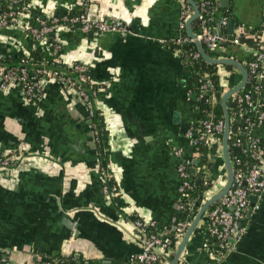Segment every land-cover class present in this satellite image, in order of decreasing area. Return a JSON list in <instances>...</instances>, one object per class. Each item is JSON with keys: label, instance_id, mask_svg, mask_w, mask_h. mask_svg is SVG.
Returning <instances> with one entry per match:
<instances>
[{"label": "crops", "instance_id": "crops-1", "mask_svg": "<svg viewBox=\"0 0 264 264\" xmlns=\"http://www.w3.org/2000/svg\"><path fill=\"white\" fill-rule=\"evenodd\" d=\"M184 2L37 0L39 16L87 10L98 19L123 22L129 32L84 34L60 28L50 36L61 45L66 62L86 67L97 90L99 123L108 132L103 158L97 137L94 142L98 124L90 125L86 105L73 90L53 80L34 102L18 87L4 90L0 83V158L10 161L0 166V255L9 264H51L62 248L72 264H139L143 237L136 221L154 223L165 233L179 214L177 149L192 162L196 181H215L212 193L224 187V159L212 160L215 170L207 175L194 165L196 154L186 137L198 111L192 106L189 64L176 46L186 33L180 30ZM228 11L234 31L227 24V34L233 37L242 29L244 35L262 24L264 0H215L216 23ZM35 46L24 32L0 28V53L17 57ZM215 53L243 65L250 56L234 46ZM241 81V73H233L224 93ZM254 134L264 139V125ZM108 182L116 189L114 199ZM243 223V234L222 264H264V193ZM206 227L204 216L179 264H207Z\"/></svg>", "mask_w": 264, "mask_h": 264}, {"label": "built area", "instance_id": "built-area-1", "mask_svg": "<svg viewBox=\"0 0 264 264\" xmlns=\"http://www.w3.org/2000/svg\"><path fill=\"white\" fill-rule=\"evenodd\" d=\"M36 2L37 0H0V28H16L24 32L36 45L30 54L43 47V52L41 51L42 53L40 54H45L51 58V61L41 65H31L26 60L30 57V54H20L19 56H22L23 59L18 64H11L7 63L3 53H0V63H2L0 65L1 87L4 90H8L13 84L14 79L19 77L24 96L27 100L33 101L38 96L42 97L44 86L48 80H57L64 86L67 85V89H71L76 93L77 97L88 107L89 115L93 118L97 111L93 107L97 90L88 80L86 67L80 63L66 62L60 54L61 45L56 41H50V36L55 34L60 28L77 30L84 34L91 32L99 34H127L129 28L120 21L109 22L104 19L94 18L87 10L42 17L36 12ZM4 4L7 9H4ZM198 6L200 15L197 19L199 27L195 33L196 39H191L181 34L177 44L181 45L185 43L193 46L197 40L203 45L208 54L216 59L222 56L215 57L212 53L230 46L242 47L250 54V58L244 63V66L248 70L249 76L251 75L254 78L253 82H250L251 84L247 91L243 89L230 98L228 108L232 113V120L235 118L233 110L235 105L238 108L237 115L239 117H247V124L231 127V143L238 147L242 146V143L236 137L238 134L246 133L248 141L242 152L253 156L257 162L253 164L242 162L236 155L229 153L234 169L233 185L227 195L205 214L207 227L202 248L208 259L207 264H222L225 255L230 253L234 248L230 241L235 238L237 243L245 230L244 226L241 227V224L246 218L247 210L250 206V197L252 195H259L260 197L264 193V154L260 143L262 138L254 134L259 127L264 125V46L250 45L242 41V29L233 37L224 33L222 29L229 23L226 16L218 21L213 28L210 27L208 25L210 3L204 1ZM192 14L193 8L189 4L184 3L180 23V30L182 32L185 30L186 21ZM261 25L264 26V17ZM200 57L199 52L193 54L194 59ZM30 66H36V68L31 69L29 68ZM45 67H53L55 69L51 70ZM61 68L67 70L69 75L61 73L59 71ZM30 70H34L33 74L30 73ZM237 72H239L237 69L232 71L229 77H232V74ZM248 83L249 78L246 87ZM202 89L206 90V85H203ZM248 115H250L249 118ZM224 127L225 123L223 120L215 121L213 116H210V119L203 122L201 134L198 137H194L192 128L187 130L186 137L193 147L199 142L212 145L219 141L217 135H223ZM220 149L218 158H223L222 145ZM175 155L179 159L177 172L180 180L179 192L181 200L178 204L179 214L172 219V230L175 232V238L179 241L184 236L204 202L215 194L212 193L215 190V181L211 180L212 189L208 192L205 201L200 203L187 200L189 192L193 189L191 171H189V167L191 170L193 164L183 158L185 155L183 149L175 150ZM9 165V159L0 158V166L6 167ZM207 180L206 178L205 184H208ZM107 187L105 191L108 193L109 187L108 189ZM115 190L112 187L113 193ZM186 211L192 217L186 221H180L178 217ZM135 225L143 237L142 252L136 257L138 263L169 264L170 255L174 250L171 247V238L168 236L169 231L165 233L159 232L156 230L154 223L146 225L139 219ZM238 235L240 236L237 237ZM0 264H9L2 255H0Z\"/></svg>", "mask_w": 264, "mask_h": 264}, {"label": "trees", "instance_id": "trees-1", "mask_svg": "<svg viewBox=\"0 0 264 264\" xmlns=\"http://www.w3.org/2000/svg\"><path fill=\"white\" fill-rule=\"evenodd\" d=\"M197 5H200L204 1H208L210 3L209 7V21L208 25L210 27L215 26V17L212 15V9L213 5L215 4V0H194ZM3 4V2H2ZM4 9H7L5 7V4L3 5ZM226 17L228 19L232 18L231 11H228L226 14ZM199 27V21H195L193 23V29L195 31H198ZM224 33L227 34L226 28L222 29ZM244 41L248 42L250 45H263L264 46V26L260 25L259 27L255 29H247L246 33L243 35ZM177 48L181 51V53L185 56L187 59V62L189 64V71L190 74H192V80L191 83L193 85L192 94L194 96V99L192 100V106L193 109H196L198 111L197 114V123L194 124L192 128V133L194 137H198L201 134L202 124L204 121L210 119V116H213V119L215 121L217 120H223L224 121V112L222 107V97L224 94L225 87L231 83V78L229 77V74H231L232 71H235L236 69L232 66H217V65H211L205 62L202 57L198 59L193 58V54L198 52L197 47L195 45L190 44H176ZM3 53L5 60L7 63L11 64H18L21 59H23L22 56L16 57L14 54L7 53V52H1ZM213 56H217L218 54L212 53ZM250 58V56H249ZM248 58V59H249ZM31 65H41L43 63H49L51 61V58L46 56L45 54H39L37 52H32L30 54V57L26 59ZM34 70H30V73L33 74ZM254 78L253 76H249V83L246 88H244L246 91L250 87V82H253ZM206 85V90L202 89V86ZM234 119L232 120V113L229 110L230 114V122L231 127H238L239 125L247 124V117H239L238 114V108L234 107ZM253 116V115H252ZM250 115H248V118ZM102 123V121H101ZM102 134L104 135V139L107 141L108 139V132L104 127H102ZM218 142L212 144V145H206L205 143L199 142L197 145H195L194 152L196 154V159L198 161L197 168L202 169L204 168V172L208 174H212L215 170L214 164L212 162V159L215 160V158H218L219 156V150L220 146L222 145L223 141V135H217ZM236 139L242 143V146H237L231 143L229 141V152L231 154L236 155L239 159L242 160V162H248L249 164L256 163L257 161L255 158L248 153H243L242 150L244 149L247 141L248 136L246 133L238 134ZM261 148L263 149L264 154V139L260 140ZM244 167V166H242ZM245 169V167H244ZM202 170L200 171L202 173ZM190 171V167H189ZM206 175V176H207ZM192 178V184L193 189L189 192L187 200L191 201H197L202 203L206 200V196L208 192L212 189L211 179H208V184H205L206 178L202 177L201 181L199 183L196 182V178L191 174ZM202 176V175H201ZM215 206V205H214ZM213 206V207H214ZM192 215H190L189 212H185L181 214L178 218L180 221H186L190 219ZM171 238V247L175 249L177 245V239L175 238V232L171 229L169 230V235ZM174 257V254L172 253L170 255V260H172ZM70 258V257H69ZM58 256L56 258L51 259V264H72L70 262V259Z\"/></svg>", "mask_w": 264, "mask_h": 264}, {"label": "water", "instance_id": "water-1", "mask_svg": "<svg viewBox=\"0 0 264 264\" xmlns=\"http://www.w3.org/2000/svg\"><path fill=\"white\" fill-rule=\"evenodd\" d=\"M224 2H227V0H222ZM185 4H189L192 8H193V14L192 16L186 21V33H183V35H188V37H190L191 39H196V35L193 31V23L195 21H197L199 15H200V10H199V6L197 5V3H195L194 0H185L184 2ZM95 18V17H94ZM228 29L231 33H233L234 31V21L233 19L229 20L228 23ZM93 33V32H91ZM54 35V34H52ZM196 47L198 52L200 53L202 59L207 62L208 64L211 65H217V66H232L234 68H236L242 75V81L236 85L235 87L229 89L228 91H226L223 94L221 103H222V107H223V112H224V123H225V127H224V133H223V141H222V156L224 159V163H225V168H226V183L224 185V187L218 192L215 193L214 195H212L209 199H207L204 204L201 206L200 210L198 211L197 215L195 216V218L193 219V221L191 222V224L189 225L188 229L186 230L184 236L182 237L180 243L178 244V246L176 247V251L174 254V257L172 260H169V264H179L182 258V255L186 249V246L190 240V238L192 237L195 229L197 228V226L199 225V223L201 222V220L203 219V217L205 216L206 212L212 208L216 203H218L222 198H224L227 193L229 192V190L231 189L232 185H233V181H234V169L232 167V163L230 160V156H229V141H230V129H231V122H230V114H229V108H228V101L229 99L238 94L240 91H242L247 84L248 78H249V73L248 70L246 69V67L241 64L240 62L236 61L233 58H220V59H216L213 58L210 54H208V52L204 49L203 45L196 40L195 42ZM241 48V47H238ZM0 65H2V63H0ZM29 68H36V66H30ZM43 68V67H41ZM47 69H51L54 70L55 68L53 67H45ZM59 71L63 74H68L69 72L65 69H59ZM55 81L53 80H48L47 83L44 86V91L43 93L46 92V87H48L49 85H51L52 83H54ZM61 84V83H60ZM62 85V84H61ZM18 87L21 91V93L23 94V87L20 83L19 77H16L14 79L13 84L9 87V90H11L12 88ZM64 87V85H63ZM65 87L67 88V85H65ZM64 87V88H65ZM75 96L76 99H78L76 93L74 92L73 94ZM42 97H37L35 98L33 101H39V99H41ZM85 105V104H84ZM86 107V111H85V117L88 119L89 123L91 126H93L94 122L98 124V128L97 131H94V142L95 144L97 143L96 141V137L98 139V150L101 151V157H105V147H104V142H103V134H102V128L101 125L99 123V116L98 113L96 111L95 116L93 118L90 117L89 115V109L87 106ZM94 109L96 110V105L93 104ZM194 165H198V161H194ZM105 169V168H103ZM191 173L194 174L195 173V168H191ZM101 172H102V161H101ZM105 177L108 178V176L105 175ZM197 183H199V181H196ZM109 187V195L112 199H114L113 196V192H112V185L108 182L106 184ZM259 195H252L250 197V206L247 210V218L251 215V212L253 211V208L255 207V203L258 201L259 199ZM244 226V223L241 224V227ZM240 235H238L237 237H239ZM231 245L234 246L236 244V239H232L230 241ZM62 253L61 256L65 257L68 256V253L66 252L65 248H62Z\"/></svg>", "mask_w": 264, "mask_h": 264}, {"label": "rangeland", "instance_id": "rangeland-1", "mask_svg": "<svg viewBox=\"0 0 264 264\" xmlns=\"http://www.w3.org/2000/svg\"><path fill=\"white\" fill-rule=\"evenodd\" d=\"M220 151H221V149H220ZM226 183V182H225ZM224 182H223V184H225ZM222 189V188H221ZM221 189H217V192H219Z\"/></svg>", "mask_w": 264, "mask_h": 264}]
</instances>
